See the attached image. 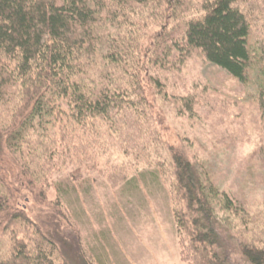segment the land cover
Masks as SVG:
<instances>
[{"label":"trees","instance_id":"obj_1","mask_svg":"<svg viewBox=\"0 0 264 264\" xmlns=\"http://www.w3.org/2000/svg\"><path fill=\"white\" fill-rule=\"evenodd\" d=\"M194 50L244 87L255 74L250 109L264 123V0H0V264H76L66 237L50 220L32 219L28 204L47 202L62 231L76 230L70 195L87 181V168L100 174L93 156L107 147L134 161L107 174L110 186L156 162L164 180L174 179L182 262L228 264L225 226L236 228L249 263L264 264L261 218L181 148L168 146V162L159 157L164 142L146 84L162 91L159 71ZM179 100L194 112L195 95Z\"/></svg>","mask_w":264,"mask_h":264},{"label":"rangeland","instance_id":"obj_2","mask_svg":"<svg viewBox=\"0 0 264 264\" xmlns=\"http://www.w3.org/2000/svg\"><path fill=\"white\" fill-rule=\"evenodd\" d=\"M159 74L162 91L146 84L156 135L164 142L159 157L168 159L169 145L181 148L203 166L221 190L258 215L264 227V160L260 156L264 152V123L255 109H250L259 86L255 74L244 87L221 67L208 62L199 50ZM189 94L197 100L193 113L186 112L179 100ZM93 158L100 174L87 168V181L70 195L76 230L62 231L57 219L46 215L47 202L29 203V216L36 221H51V231L59 239L64 235L68 240L76 264H90V257L100 264L99 252L107 264H186L179 259L172 210L174 179L164 180L163 168L156 162L151 168L139 165L136 175L113 187L106 180L107 174L120 167L131 168L133 157L107 147L95 149ZM55 197L54 190L50 191L48 199L53 201ZM235 229L220 227L221 252L228 254V264H251L240 252ZM77 237L82 238L83 247L76 245ZM3 238L0 231V240ZM80 250L87 251L81 262L77 259Z\"/></svg>","mask_w":264,"mask_h":264}]
</instances>
